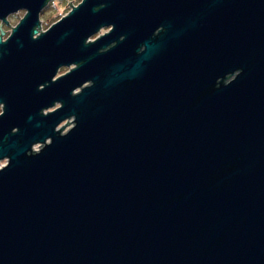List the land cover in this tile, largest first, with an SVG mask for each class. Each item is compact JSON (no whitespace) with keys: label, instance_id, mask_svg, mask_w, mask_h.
I'll use <instances>...</instances> for the list:
<instances>
[{"label":"water","instance_id":"95a60500","mask_svg":"<svg viewBox=\"0 0 264 264\" xmlns=\"http://www.w3.org/2000/svg\"><path fill=\"white\" fill-rule=\"evenodd\" d=\"M48 1L0 0V264H264V0Z\"/></svg>","mask_w":264,"mask_h":264},{"label":"rangeland","instance_id":"374dc122","mask_svg":"<svg viewBox=\"0 0 264 264\" xmlns=\"http://www.w3.org/2000/svg\"><path fill=\"white\" fill-rule=\"evenodd\" d=\"M73 4V3H71ZM71 10V8L69 7L68 3L65 5V3H52L50 6H48L42 16H41V28L40 31L44 32L46 31L55 21H57L58 19L64 17L69 11ZM25 11L24 10H20L19 12H17L15 15H11L9 17L6 18V21L8 23L9 26H7L6 24H1V31L4 32V36L3 39H6L9 37V35L12 32L11 28H15L21 19L24 18L25 16ZM18 16V17H17ZM106 29L102 30L100 32V34H105L107 31H105ZM95 36H93L91 39H94ZM69 69H63L61 70L58 75L61 76L64 73H67ZM58 107V105H56L54 108ZM53 108V109H54ZM2 107L0 106V113H1ZM73 120H68L63 122L57 129L60 130L62 127H64L67 122L70 123L69 125H67L63 130L62 133H67V131L69 129L72 128L73 124L71 123ZM42 146V145H40ZM38 145H36L33 149L34 151H39V147ZM5 165V161H2L0 163V167Z\"/></svg>","mask_w":264,"mask_h":264},{"label":"flooded vegetation","instance_id":"af4514ba","mask_svg":"<svg viewBox=\"0 0 264 264\" xmlns=\"http://www.w3.org/2000/svg\"><path fill=\"white\" fill-rule=\"evenodd\" d=\"M82 1L83 0H60V1H57V0H49L48 2H47V4H46V6L44 7V9L41 11V13L39 14V22H40V28H41V21H42V19H41V16H42V14H43V12H44V10L48 7V6H50L52 3H65V5L68 3H73V4H71V6L72 7H74V8H76L79 4H81L82 3ZM71 8V7H70ZM72 11V8H71V10L64 16V17H62V18H60V19H58L57 21H55L52 25H54V24H56L57 22H59L61 19H63V18H65L66 16H68V14L70 13ZM19 12V11H18ZM16 14V13H15ZM15 14H12V15H15ZM26 14V13H25ZM11 16V15H10ZM9 17V16H8ZM6 24L5 22H1L0 21V24ZM51 25V26H52ZM50 26V27H51ZM49 27V28H50ZM48 28V29H49ZM38 28H36V30H37ZM47 29V30H48ZM104 29H106L105 31H107L106 33H108L112 28L111 27H109V28H101L100 30H99V32L96 34V35H94L95 37H94V39H90L88 42H93V41H95L97 38H99L100 36H103L104 34H100V32L102 31V30H104ZM46 30V31H47ZM46 31H44V32H41V33H45ZM105 33V34H106ZM40 35V32H37V34L34 36V38H36V36H39ZM10 36V35H9ZM7 39V38H6ZM6 39H3V37H2V41L4 42V41H6ZM87 42V43H88ZM63 69H67V68H62V69H60L59 70V72L61 71V70H63ZM58 72V73H59ZM68 72H69V70H68ZM67 72V73H68ZM66 73H64L63 75H65ZM63 75H61V76H63ZM58 77H60L58 74H57V76L54 78V80H56ZM59 106V105H58ZM57 108V107H56ZM2 111V110H1ZM45 114H47L46 112H45Z\"/></svg>","mask_w":264,"mask_h":264}]
</instances>
